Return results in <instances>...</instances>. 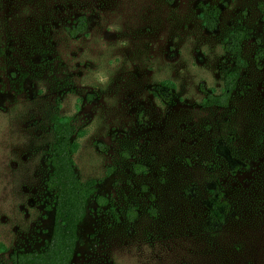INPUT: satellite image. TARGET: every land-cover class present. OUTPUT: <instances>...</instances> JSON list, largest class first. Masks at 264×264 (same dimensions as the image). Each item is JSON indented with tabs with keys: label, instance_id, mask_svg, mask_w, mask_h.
Masks as SVG:
<instances>
[{
	"label": "rangeland",
	"instance_id": "1",
	"mask_svg": "<svg viewBox=\"0 0 264 264\" xmlns=\"http://www.w3.org/2000/svg\"><path fill=\"white\" fill-rule=\"evenodd\" d=\"M199 2L221 8L214 31ZM79 15L86 30L70 37ZM234 29L247 32V65L228 105L205 107L233 67L224 41ZM259 49L264 0H0V261L49 236L58 103L75 118L78 177L109 200L90 204L71 264H264ZM214 186L228 203L216 224Z\"/></svg>",
	"mask_w": 264,
	"mask_h": 264
},
{
	"label": "trees",
	"instance_id": "2",
	"mask_svg": "<svg viewBox=\"0 0 264 264\" xmlns=\"http://www.w3.org/2000/svg\"><path fill=\"white\" fill-rule=\"evenodd\" d=\"M198 8V16L203 28L214 31L219 23L221 8L204 2H199ZM86 25V16L79 15L74 24L66 29L70 37H77L85 32ZM246 37L245 30L234 29L225 38L224 48L233 58V67L223 74L221 92L207 94L202 101L203 106L228 105L241 70L247 65L242 58V42ZM263 55L264 50L259 49L257 58ZM74 119L73 116L60 114L58 103L49 116L52 140L45 154L48 168L45 187L51 193L53 215L47 240L37 250L12 251L8 260L0 261V264H71L79 242L78 230L88 213L90 204L95 203L98 208L109 204L107 196L97 192L96 180L82 182L78 177L74 155L79 144ZM227 206L228 203L221 189L218 187L212 190L207 213L208 221L213 224L223 222ZM136 215L135 206L129 205L125 210L127 220L132 222Z\"/></svg>",
	"mask_w": 264,
	"mask_h": 264
},
{
	"label": "flooded vegetation",
	"instance_id": "3",
	"mask_svg": "<svg viewBox=\"0 0 264 264\" xmlns=\"http://www.w3.org/2000/svg\"><path fill=\"white\" fill-rule=\"evenodd\" d=\"M205 3V2H204ZM209 4V3H208ZM199 13V12H198ZM220 18V17H219ZM208 31V30H207ZM163 85H165L164 83H163ZM167 85V84H166ZM167 89H170L169 87H167ZM215 188H218L217 186L215 187H213L212 189H210V198H211V191L212 190H214ZM224 194V193H223ZM51 229V228H50ZM78 245V244H77ZM75 253H76V251H75ZM75 255V254H74ZM74 257V256H73Z\"/></svg>",
	"mask_w": 264,
	"mask_h": 264
}]
</instances>
